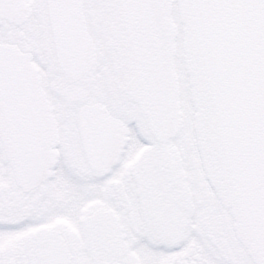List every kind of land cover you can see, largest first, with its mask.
I'll use <instances>...</instances> for the list:
<instances>
[{
    "label": "snow or ice",
    "instance_id": "6c2138e0",
    "mask_svg": "<svg viewBox=\"0 0 264 264\" xmlns=\"http://www.w3.org/2000/svg\"><path fill=\"white\" fill-rule=\"evenodd\" d=\"M0 264H264V0H0Z\"/></svg>",
    "mask_w": 264,
    "mask_h": 264
}]
</instances>
